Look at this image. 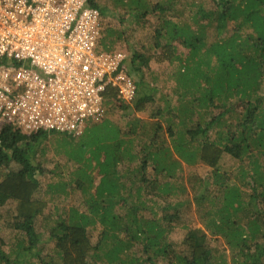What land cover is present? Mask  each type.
<instances>
[{"label": "trees", "instance_id": "16d2710c", "mask_svg": "<svg viewBox=\"0 0 264 264\" xmlns=\"http://www.w3.org/2000/svg\"><path fill=\"white\" fill-rule=\"evenodd\" d=\"M88 1L98 6L95 0ZM124 1L135 8L145 6L143 0ZM214 5L213 9L199 7L194 11L197 28L168 20L171 36L157 45L156 52L126 57L132 73L136 60L141 67H149L150 62H171L177 50L174 40L188 49V61L179 69L181 78L180 82L176 79L174 90L179 100L175 114L178 122L166 126L172 150L162 146L158 126L146 129L139 121L125 132L100 122L78 139L64 134L69 138L65 142L69 144L68 155L80 162L74 187L83 192L87 209L79 211L71 206L52 221L53 252L61 264H157L166 259L167 264H227L226 258L209 245L207 230L229 246L231 264H264V0H215ZM156 9L161 14L170 11L168 7ZM209 27L217 36L225 33V37L207 44L204 30ZM135 83L133 109L143 111L151 96L145 91L142 77ZM116 93L110 88L104 96L115 99ZM182 93L192 107L188 102L182 106ZM48 135H25L11 125H0V168L12 162L18 166L0 179V206L12 202L6 225L23 237L14 250L18 262L28 259V251L40 250L35 221L44 213L46 201L35 196L39 181L30 157ZM134 145L139 146L140 155L132 152ZM85 152L92 154V166L99 173L93 189V178L87 170L91 157L84 159ZM174 152L179 158L191 154L186 161L199 159L214 169L222 156L228 155L240 164L236 168L240 182L251 188L250 192L226 186L230 177L223 180L220 176L215 195L209 198L207 194L205 200L202 192L206 187H193L196 209L205 218L204 228L183 224L179 250L170 236L176 215L171 212L157 217V211L146 206L147 200L184 189L180 179L178 185L167 182V178L177 177L175 171L181 164L173 157ZM134 158L139 160L137 166L128 167L124 174L117 170L123 159ZM124 175H128L129 186L122 182ZM117 205L125 208L124 214L115 211ZM96 233L99 240H94ZM0 261L12 264L2 252Z\"/></svg>", "mask_w": 264, "mask_h": 264}, {"label": "rangeland", "instance_id": "374dc122", "mask_svg": "<svg viewBox=\"0 0 264 264\" xmlns=\"http://www.w3.org/2000/svg\"><path fill=\"white\" fill-rule=\"evenodd\" d=\"M214 1L215 0H143L145 6L143 9H140L138 7H133L130 2L126 3L124 0H96L102 14L98 48L101 50L107 48L111 51L119 50L127 52L131 58H134V53L138 54V52L150 55L152 52L157 51V45L163 44L171 36V33H168L170 31L168 29V20L178 24L184 23L193 29L197 28V24L194 22L193 18L194 11L198 10L199 7L205 10L213 9L215 7ZM157 6L161 8L168 7L170 11H165L164 14H161L159 13L161 11L156 9ZM200 22H202V20ZM204 32L207 44L208 41L210 43L218 38H224L226 35L222 33L217 36L215 29L212 27H209L206 31L204 30ZM172 43L177 50L171 62H164L160 65L150 62L149 67L139 66L137 60L133 63V78L137 82V80L142 77L145 82V91L151 96V101L146 103L145 109L143 111H135L133 109L137 96L130 103H123L117 98H108L105 102V118L101 121L108 122L107 124L114 125L123 132L127 131L129 126L132 127L135 121H139V125L146 129L151 127L156 129L158 126L157 135L162 136V140H164L162 146L168 147L170 150H172V145L171 139L167 135L166 126H169L170 123L175 124L178 122V118L175 117V114L177 112L176 106L179 105V100L177 99L178 93L175 94L174 90L177 81L180 82L179 80L181 78V71H179V69L185 66L188 61L187 56L189 53L188 49L177 41L174 40ZM203 50H209V48H204ZM213 52L214 51H210L209 53L213 54ZM129 64L131 63L129 62ZM191 96L192 95H189V100L192 98ZM180 100L182 106L185 105L184 102L189 103L187 97L185 98L183 93L181 94ZM189 107H192L191 103H189ZM159 112L163 113V115H160ZM97 124H100V122ZM211 135L213 137L214 132ZM78 138H80V136L75 139ZM68 139L69 138L64 134L49 133L47 138H43L40 148L30 157L31 163H33L36 168L35 176L39 181V190L35 196L45 200L46 207L44 213L37 217L35 221L36 233L39 236L37 248H40V250L34 249L28 251L27 253H29V255H26V257H28L26 261L23 260L18 262V259H16L14 255L17 242H19L20 238H23L21 233L16 232L13 228L6 225L5 218H8L7 209L12 202L9 201L8 204L0 206V252H2L12 264H61L55 251L53 252L54 242L50 235L54 224L52 221L62 211L69 209L71 206L79 211H86L87 209L83 192L74 187V180L77 177L75 173L78 172L77 169L80 162H76L68 155L69 144H65ZM147 141L148 140L145 142ZM71 146L74 147L75 145L72 144ZM132 152L138 155L141 154L138 145H134ZM197 154L199 156V150H197ZM172 155L180 160L181 169L178 168L175 171L177 177L173 176L167 178V182L172 185L177 183L176 185H178L180 179L181 183L184 184V189L176 194L171 193L169 195H162L161 198L154 197L152 200H147L146 206L147 209L152 208L156 210L157 217L164 213L171 214V212L176 215L172 222L173 229L170 236L174 240V247L179 250L181 248L180 240L185 231L183 224L186 226L204 228L205 218L201 216V213L196 209V200L192 194L194 193L192 190L193 187L201 188V184L206 187V191H201L203 193L202 195H205V200L207 199V194L209 198L215 195L214 190L219 187L218 182L220 176L223 180H226L228 176L230 177L228 181L226 180V186H236L239 189L244 191L249 190L250 192L251 188L240 182V177L236 171V168L240 164L236 163L237 161L235 159L234 161L228 155L222 156L216 169H214L213 165L208 166L199 159H195V161L191 162L186 161V159L192 157L191 154L186 153L185 158H179L176 156V152L172 153ZM87 157H91V167L87 170L91 173L93 178V184L91 185L93 189L99 179V173L97 168L93 167L95 165L92 162V154L90 156V153L85 152L84 159ZM102 157L101 155L100 161ZM83 161L84 160H82V162ZM94 162L96 163V161ZM138 163V158H134L132 161L123 159L122 163H118L117 170L124 174L128 167L132 169L137 166ZM17 168V164L13 162L7 168H0V179L7 170H17ZM150 169L149 167L147 170L148 173H151ZM160 180L162 182L165 181L161 178ZM122 182L129 186L130 181L128 175L123 176ZM125 191L128 192L126 189ZM122 192L125 195V192ZM245 198L247 197L245 196ZM203 204H207V202H203ZM164 206L165 209L163 210L162 207ZM208 206L210 205L208 204ZM115 211L124 214L125 208L117 205ZM147 212L150 213V211ZM207 232L209 245L215 249L217 255L226 258L227 264H231L229 246L225 243L224 239L220 236L213 235L209 230H207ZM97 234L98 233L95 234L94 240H99V234ZM24 242L26 243L25 240ZM36 252H38V255L35 254ZM158 263L167 264L168 260H161L158 261ZM0 264H6V262L0 261Z\"/></svg>", "mask_w": 264, "mask_h": 264}, {"label": "built area", "instance_id": "2783aa9c", "mask_svg": "<svg viewBox=\"0 0 264 264\" xmlns=\"http://www.w3.org/2000/svg\"><path fill=\"white\" fill-rule=\"evenodd\" d=\"M100 21L88 0H0V125L77 138L105 118L110 88L135 99L128 53L98 48Z\"/></svg>", "mask_w": 264, "mask_h": 264}]
</instances>
